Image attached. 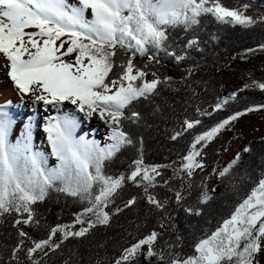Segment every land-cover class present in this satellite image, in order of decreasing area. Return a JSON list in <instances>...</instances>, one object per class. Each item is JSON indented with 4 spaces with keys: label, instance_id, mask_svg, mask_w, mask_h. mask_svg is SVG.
<instances>
[{
    "label": "snow or ice",
    "instance_id": "6c2138e0",
    "mask_svg": "<svg viewBox=\"0 0 264 264\" xmlns=\"http://www.w3.org/2000/svg\"><path fill=\"white\" fill-rule=\"evenodd\" d=\"M249 7L245 3L229 8L221 0H0V57L18 92L33 98L34 103L43 102L46 111L52 106L61 112L68 102L89 119L98 116L111 130L109 142L101 146L97 140L77 136L79 118L75 113L49 117L44 131L57 161L49 168V157L35 150L32 121L12 142L16 121L7 106H0V218L12 217L18 238L12 250L15 264H42L49 251L59 249L64 241L86 237L98 226L109 225L106 209L129 185L137 191L125 201V208L143 200L160 214L161 231H152L125 248L115 264H134L140 254L149 264L152 258L162 264H259L264 259V175L231 217L194 239L189 251H184L185 237L175 229L168 211L174 202L188 215L203 214L200 205L212 199L203 183L196 194L198 203L186 202L197 187L196 176L208 168L206 149L222 129L245 113L197 134L200 117L212 113L196 105L197 115L180 121L170 137L173 141L191 137L186 152L171 164H145L142 139L137 141L125 130V122L139 124L143 119L137 104L150 103L163 88H172V77L161 78L152 68L151 62L159 60L160 52L179 63L190 58V50L203 51L197 38L203 18L244 28L264 25V17L245 15ZM177 28L187 37L183 46L172 35L171 30ZM137 57L145 63L135 64ZM191 76L189 69L185 79ZM256 86L264 90V83ZM230 98L217 103L215 110ZM127 149H136L131 163L123 172L109 173L107 168ZM239 163L237 155L227 166L212 169L210 175L224 183ZM168 170L171 175L166 174ZM52 192L83 204L84 210L73 224H41L35 206ZM25 226L47 228V234L34 239ZM169 232L175 233L174 240L166 239ZM20 253L26 260L18 258Z\"/></svg>",
    "mask_w": 264,
    "mask_h": 264
},
{
    "label": "trees",
    "instance_id": "16d2710c",
    "mask_svg": "<svg viewBox=\"0 0 264 264\" xmlns=\"http://www.w3.org/2000/svg\"><path fill=\"white\" fill-rule=\"evenodd\" d=\"M229 8L242 7L247 3L249 11L256 12L264 17V0H221ZM204 27L199 31L200 50H190L187 61L175 62L164 52L159 53V60L151 62L161 78L172 77V88H163L160 95L153 101L141 102L136 105V111L141 113L143 119L139 124L125 122V130L133 134L134 139H142V149L145 164H171L179 160L189 146L191 137L185 135L173 141L170 139L173 130H178L180 121L185 117L192 118L197 115L195 106L208 110L223 100L224 81L226 73H231L234 81L250 77L251 82L264 83V25L256 24L249 28L241 25L221 24L213 18H203ZM172 31L178 46H183L187 37L177 28ZM250 49H257L255 52ZM121 59L124 57L121 56ZM142 65L145 60L137 57L134 61ZM196 70L190 78L175 80L172 70ZM150 69L149 71H151ZM183 81V83H181ZM264 107V90L252 92L239 91L233 101L223 105L219 111H214L211 116L200 117L202 124L196 129L199 134L209 130L217 123L229 119L238 113H248L249 108L259 109ZM242 116V115H239ZM238 116V117H239ZM235 135L230 131L229 125L222 129L217 138L212 141L207 152L208 168L204 173L196 176L197 187L186 203L196 204V194L199 186L212 177V169H216L220 155L225 152ZM101 146H104L101 144ZM136 155V149H127L120 154L119 160L112 164L109 173L123 172L131 159ZM50 168V166H48ZM233 175L212 195L206 205H200L201 216L188 215L183 208H177L173 202L168 211L172 215L175 229L185 237L184 251H189L192 241L206 233L214 231L229 219L235 208L247 198L251 191L258 186V181L264 175V139L252 142L249 151L240 156V163L233 170ZM167 175H171L170 170ZM136 189L130 185L122 191L110 204L106 211L111 217L107 226H98L89 235L83 238L69 239L61 247L43 258L42 264H115L125 248H130L139 240L147 237L152 231H161L159 228L160 214L150 209L143 200H138L137 205L125 208V201ZM164 189L160 190L163 195ZM168 193V196H171ZM37 212L41 224L55 227L57 224H73L75 217L84 210L83 204L73 197L63 193H50L45 201L37 204ZM117 209H123L117 211ZM12 217L0 218V264H15L12 258L13 247L17 243L16 230L11 226ZM78 228L79 225H76ZM34 239L46 236L47 228L33 229L25 226ZM166 239H175V233L169 232ZM28 245L26 244L25 247ZM18 258L26 260L23 253ZM167 259V256H165ZM134 264H149L141 255H138ZM151 264H162L157 258L151 259Z\"/></svg>",
    "mask_w": 264,
    "mask_h": 264
},
{
    "label": "rangeland",
    "instance_id": "374dc122",
    "mask_svg": "<svg viewBox=\"0 0 264 264\" xmlns=\"http://www.w3.org/2000/svg\"><path fill=\"white\" fill-rule=\"evenodd\" d=\"M245 15L252 16L254 19L261 18L260 14L256 12H251L249 10L245 13ZM152 62L155 63L156 60H153ZM263 70H264V65H263ZM191 71L192 74L196 72V70H191ZM172 72L174 73L175 80L185 79V77H187L188 74V70H181V71L172 70ZM149 79H151V76H149ZM223 81H224L223 100L225 98L231 97L229 101H233L236 98V94L239 91H243V90L247 92H252L253 90L263 91L256 86L258 83L251 82L250 77L246 79L234 81L231 73H226L223 77ZM66 104L69 103L66 102ZM26 108L27 106L25 107V109ZM214 111H215L214 107L209 108L207 110V112L209 113H213ZM26 115H28L27 110H25V116ZM93 118L95 123L99 126L100 130L101 129L102 130L97 135L87 134L84 135V137H86L88 140H97L98 142H100V144L105 145L106 143L109 142L107 140V136L111 130L104 123V121L99 119L98 116L94 115ZM229 127H230V131L234 133L235 137L230 142L227 150L220 155V159L218 161L217 167L227 166V164L230 163L233 159H235L237 155L241 156L242 154L246 153L247 151H245V149H249L250 143L264 139V107L248 112L242 116H239L236 120L231 121ZM82 130L84 129L82 128ZM81 136H83V134ZM45 155L49 157L48 166H50V168L55 167L57 161L55 160V157L51 156V152L48 151V153H46ZM206 184H207L206 189L208 191V194L212 196L214 194L212 189L217 190L219 188L220 182L217 176H212ZM58 239L59 238H57V241ZM144 251H146V248L144 249ZM51 252L52 251L50 250L49 253ZM140 255L143 257L145 262L149 261V259L144 254H140ZM37 259H39V256H37ZM259 264H264V259H261Z\"/></svg>",
    "mask_w": 264,
    "mask_h": 264
},
{
    "label": "bare ground",
    "instance_id": "6f19581e",
    "mask_svg": "<svg viewBox=\"0 0 264 264\" xmlns=\"http://www.w3.org/2000/svg\"><path fill=\"white\" fill-rule=\"evenodd\" d=\"M70 2H75V0H70ZM8 70L5 60L0 57V106H7V111L16 121L11 136L12 142L19 138L20 131L23 130L24 125L31 120L33 123V144L35 150L45 154L48 151L51 152V145L48 142L47 133L44 131L48 118L67 113H75L79 118L78 137L82 134L83 136L87 134L97 135L101 132L102 129L100 130L94 118L89 119L84 113L76 111L74 105H69L65 102L61 112H57L52 106H47L46 111L43 102L34 103L33 98L27 95L22 96L8 76ZM26 106L27 108L25 109ZM25 110L28 111L26 116Z\"/></svg>",
    "mask_w": 264,
    "mask_h": 264
}]
</instances>
